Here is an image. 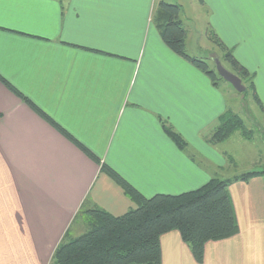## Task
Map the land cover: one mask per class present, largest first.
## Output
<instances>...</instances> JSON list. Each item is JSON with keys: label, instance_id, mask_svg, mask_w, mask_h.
<instances>
[{"label": "crops", "instance_id": "obj_1", "mask_svg": "<svg viewBox=\"0 0 264 264\" xmlns=\"http://www.w3.org/2000/svg\"><path fill=\"white\" fill-rule=\"evenodd\" d=\"M199 1L208 27L254 75L264 109V0ZM153 3L0 0V78L100 161L0 81V264H49L65 235L86 229L81 207L113 216L134 209L101 164L146 198L224 178V156L209 138L225 111L220 94L163 43ZM229 193L239 232L207 243L200 264H264V180L232 183ZM160 248L161 264H199L177 232L164 234Z\"/></svg>", "mask_w": 264, "mask_h": 264}, {"label": "trees", "instance_id": "obj_2", "mask_svg": "<svg viewBox=\"0 0 264 264\" xmlns=\"http://www.w3.org/2000/svg\"><path fill=\"white\" fill-rule=\"evenodd\" d=\"M180 11V5L160 1L152 13L151 22L172 52L205 74L213 86H217L222 79L215 68L210 69L202 59L186 51V29L180 19ZM208 36L219 48L221 60L228 64V70L241 80L245 90L252 91L255 102L264 113L255 92L254 75L234 58L232 50L211 28H208ZM0 81L88 158L100 164L92 152L20 91L3 78ZM161 127L180 151L187 149L185 140L165 121H161ZM235 132L245 139H252L241 118L226 111L218 117L210 141L223 142ZM100 170L123 190L136 207L120 216H113L99 208L84 210L81 207L77 219L85 221L86 229L76 237L65 235L56 246L49 264H161L160 239L169 232L178 233L194 261L200 264L207 243L229 239L239 232L229 186L235 182H248L255 177L264 178V170H253L230 178L213 177L200 188L178 195L157 194L146 198L111 167L101 164Z\"/></svg>", "mask_w": 264, "mask_h": 264}, {"label": "rangeland", "instance_id": "obj_3", "mask_svg": "<svg viewBox=\"0 0 264 264\" xmlns=\"http://www.w3.org/2000/svg\"><path fill=\"white\" fill-rule=\"evenodd\" d=\"M160 1L180 5V19L186 29L185 46L189 55L202 59L210 69L215 68V59L229 69L228 64L221 60V52L216 43L208 36V12L201 8L199 0H153V12ZM231 2L235 5L241 3L238 0H231ZM258 14L259 10L253 16ZM262 15L264 16V12ZM151 25L157 31L154 24ZM198 72L209 80L201 71L198 70ZM209 82L211 83L210 80ZM213 87L220 94L224 112L231 111L239 116L246 130L252 135V139L248 140L239 132H235L223 142L214 144L216 153L224 156V167L220 170L221 177L230 178L253 170H264V113L255 102L252 91L246 89L238 93L224 80Z\"/></svg>", "mask_w": 264, "mask_h": 264}, {"label": "water", "instance_id": "obj_4", "mask_svg": "<svg viewBox=\"0 0 264 264\" xmlns=\"http://www.w3.org/2000/svg\"><path fill=\"white\" fill-rule=\"evenodd\" d=\"M215 70L218 76L231 85V87L238 93L245 91V86L242 84L241 80L233 74L231 71L226 69L218 59H215Z\"/></svg>", "mask_w": 264, "mask_h": 264}]
</instances>
